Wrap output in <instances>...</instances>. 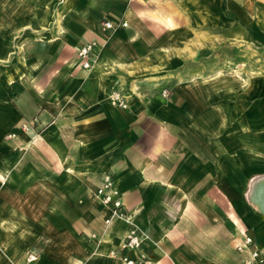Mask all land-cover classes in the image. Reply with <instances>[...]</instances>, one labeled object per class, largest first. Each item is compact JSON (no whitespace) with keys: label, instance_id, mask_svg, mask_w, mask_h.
Wrapping results in <instances>:
<instances>
[{"label":"crops","instance_id":"1","mask_svg":"<svg viewBox=\"0 0 264 264\" xmlns=\"http://www.w3.org/2000/svg\"><path fill=\"white\" fill-rule=\"evenodd\" d=\"M105 172L129 222L103 223ZM132 226L145 244L121 252ZM253 250L264 264V0H0V264Z\"/></svg>","mask_w":264,"mask_h":264},{"label":"built area","instance_id":"2","mask_svg":"<svg viewBox=\"0 0 264 264\" xmlns=\"http://www.w3.org/2000/svg\"><path fill=\"white\" fill-rule=\"evenodd\" d=\"M125 27L127 24L125 22L120 24ZM119 25H115L110 21L103 20L100 23V31L108 37L113 31L117 29ZM96 47L95 41H90L85 45L81 46L77 51V57L81 68L88 69L91 67V57L93 51ZM166 94V91H164ZM108 100L111 105L117 106L119 108L125 109L127 104L123 96L118 92H111L108 96ZM13 137V136H12ZM95 196L99 203L109 212V216L104 219V225L108 226L113 219H119L122 221L129 222L130 215L127 213L119 189L116 186L113 175L110 172H105L102 176L101 184L97 187L95 191ZM146 236L139 229L135 227H130L125 235V237L120 242L121 252H125L129 249H141L145 244ZM253 244V239L249 236L243 238L242 244L236 247L238 252H243L248 249ZM115 252L110 251L109 255L114 256ZM260 257V253L257 250H253L249 254V258L244 260L243 264H253ZM122 264H144L145 256L142 252L137 259H131L128 256L122 254L120 257ZM29 259H34L32 255H29Z\"/></svg>","mask_w":264,"mask_h":264}]
</instances>
